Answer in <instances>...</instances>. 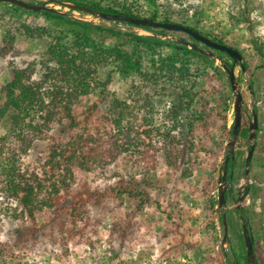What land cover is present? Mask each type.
<instances>
[{
  "label": "rangeland",
  "instance_id": "rangeland-1",
  "mask_svg": "<svg viewBox=\"0 0 264 264\" xmlns=\"http://www.w3.org/2000/svg\"><path fill=\"white\" fill-rule=\"evenodd\" d=\"M126 1L144 12H168L173 20L189 26L197 24L203 33L237 50L249 66V71L243 75L238 65L234 70L237 81L240 80L243 107L250 117L248 123L252 120V111L258 110L259 133L257 130L248 179H244V167L236 170L234 181L230 182L226 192V217L229 213L236 228L234 226L230 231L226 219L227 239L222 245L221 215L210 209L211 199L217 201L219 168L230 137L219 153L214 173H211L212 158L207 152L217 150L216 127L204 137L206 152L201 153L196 165L187 169L181 162L176 167L170 166L164 158L163 141V136L173 127L167 118V110L176 95L180 119L184 120L182 91L170 88L164 92L138 76L118 73L110 74L111 83L103 87L112 68L109 66L97 70L95 79L99 85H94L88 96L71 106L70 115L75 122L71 130L68 129L69 119L55 118L42 132L27 130L24 133L23 124L14 127L11 120L14 113L8 112L1 119L0 264H223L222 254L233 252L232 245L237 235L242 234L240 217H246V214L250 220L248 230L253 238L257 264H264V0ZM34 2H45L47 7L79 21L149 35L122 23L101 21L71 11L56 5V1ZM26 26L31 30L40 28L43 33H38L41 36L29 35ZM56 38L68 49L73 46L71 30L58 22L33 14H14L11 8L0 4V107L4 104L1 89L11 81L13 70L28 69L33 73L31 80L39 81L48 72L46 67L54 66L49 62L47 48L57 43ZM92 38L103 42L107 48L117 44L114 39L103 40L93 35ZM254 44L258 47L254 48ZM256 50L261 51V58ZM161 53L164 58L171 55L167 49ZM142 64L143 71L150 72L148 61L144 60ZM216 65L220 66L217 62ZM196 68L192 67L193 74ZM197 82L195 86L200 88L201 80ZM204 90L209 93L210 87L205 86ZM39 117L40 114L34 115L33 127L42 124ZM232 121L233 103L228 127ZM62 126H65L66 133ZM181 133L179 127L171 134L179 136ZM195 137H200V133ZM77 142L84 148L83 153L81 148L77 149L79 153L89 157L87 152H91L86 162L82 160L81 163L78 159L65 162L58 158L59 165L53 164V169L46 165L52 152L58 151L68 157ZM242 150V160L245 161L246 145ZM9 169L27 179L37 177L49 191L52 182L64 181L74 197L103 194L120 181L133 182L138 186L137 190L148 194L149 204L141 205L138 199L127 197L106 198L101 202L89 201L84 207L85 215L76 223L63 217L58 219L45 210L36 214L33 222L4 192V172ZM211 174L216 180L214 188L213 184L209 185ZM58 182L55 184L63 192V186ZM228 192L231 198L227 196ZM243 194L246 198L238 203L243 215L239 216L234 213V207ZM34 227L37 230L32 234L34 237L27 236ZM16 230L21 234L18 235Z\"/></svg>",
  "mask_w": 264,
  "mask_h": 264
},
{
  "label": "trees",
  "instance_id": "trees-1",
  "mask_svg": "<svg viewBox=\"0 0 264 264\" xmlns=\"http://www.w3.org/2000/svg\"><path fill=\"white\" fill-rule=\"evenodd\" d=\"M27 3L41 5L45 2H34V0H21ZM66 2L81 7L96 10L100 13L111 15H122L137 19H148L154 22L165 24H179L188 28L198 31L201 35L206 36L212 41L221 45H227L215 37H211L203 33L197 26L187 25L183 21L173 20L172 16L168 13H159L156 10L144 12L141 8H136L134 4L128 3L126 0H47ZM4 7L11 8L12 13H27L36 16H43L53 21L58 22L67 30H71L73 34V46L69 49L64 45L57 43L50 45L47 48L49 62L54 66L52 68L46 67L48 72L44 74L43 79L39 81H32V71L30 70H13L11 74V81L2 89V96L4 104L0 107V121L7 115L8 112L14 113L11 115L14 127L19 128L22 124L24 131L37 130L41 132L48 125L57 120L69 119L70 124L68 129H73L74 119L71 117V106L82 97L88 96L92 91V87L99 85L95 76L98 69L110 68L107 79L102 84L106 87L111 83L114 73L122 76L140 77L144 82L153 87H159L162 91L170 88L181 90V100L184 105L183 122L180 119V112L177 108V96H174V102L167 110V118L171 120L172 129L166 132L164 137V158L167 164L176 167L179 162L183 163L185 169L190 166L196 165L200 159L201 153L206 152L205 136L210 134L214 127L217 128V135L219 142L216 144V151H208L212 158L211 173L216 172L218 164V156L220 151L224 148L227 138L231 135V126L228 127V116L231 104L233 103L232 92L229 82L222 68L216 65V60L207 56L200 55L197 52L172 42L170 40L157 38L153 34H173L184 38L186 41L196 44L202 50L207 49L202 47L199 43L195 42L190 36L183 33H170L161 29L153 28H138L133 25L122 23L124 25L143 30L149 35H139L133 32H122L114 28L105 27L102 24H94L90 22H83L72 18L68 14H57L49 12H32L22 9L18 6L0 3ZM75 11V10H71ZM78 12V11H76ZM85 14L83 12H79ZM88 15V14H85ZM120 23V22H113ZM26 32L29 35L43 33L40 28L31 30L26 26ZM41 34L39 36H41ZM48 35V33H45ZM92 35L99 39H114L117 43L112 48H107L103 42H96ZM10 46L12 45L9 41ZM8 45V44H7ZM254 44V48H256ZM258 47V46H257ZM232 48V47H230ZM260 48V47H259ZM170 50L171 55L163 57L162 50ZM234 49V48H232ZM75 52L73 53L72 51ZM215 58L223 60L229 65L232 60L225 54L218 51L210 50ZM261 58V51L256 50ZM243 59L244 71L241 70V75L249 71V66L246 60ZM148 61L150 72L143 71V61ZM229 60V62H227ZM197 66L192 72V67ZM264 66V60L263 64ZM259 68V67H258ZM152 70V71H151ZM111 74V75H110ZM197 77V78H196ZM201 80L200 88L195 85L198 84L197 80ZM196 80V81H195ZM240 80L238 79V84ZM164 85V86H163ZM205 86L210 87V92L204 90ZM250 86L253 88V82L250 81ZM194 89H196L195 92ZM90 110V108H88ZM257 114L258 110L254 109ZM40 114L43 122L42 124L33 127L34 115ZM44 116H41V114ZM246 114V115H245ZM247 109L242 107V124L239 132L237 142L235 145L234 159L228 163L227 180L234 181L235 171L243 169L245 161L242 160L243 150L248 138V125L250 117H247ZM60 123V122H59ZM119 125V123H118ZM181 127L182 133L179 136H174L173 133ZM20 131V130H19ZM62 131L66 133L65 126H62ZM196 133H200V137H195ZM259 133V130L257 131ZM204 134V135H202ZM20 135V134H19ZM20 137V136H19ZM22 138V136H21ZM1 141V140H0ZM197 142V144H195ZM29 143V142H28ZM31 143V140H30ZM75 143L72 146V151L68 157L54 151L49 155L50 168H54L53 164L59 165L58 158L64 159L65 162L78 159L79 162L84 160L86 162L90 157V151L87 152L89 157H85L79 153L84 151L80 144ZM202 147V148H200ZM79 155V156H78ZM194 159H191V157ZM78 161H75L79 163ZM183 161V162H182ZM83 163V162H81ZM79 163L82 167L83 164ZM44 165V166H46ZM187 171V170H186ZM4 176L6 178L4 192L8 199H12L18 203L31 221L34 222L35 215L43 210L50 214L57 216L58 219L66 218L70 222H77L85 215L84 207L89 204V201L101 202L106 198H120L127 197L131 199H138L141 205H148V194L145 191L137 190V185L133 182L125 183L118 182L114 187L108 188L103 194H96L94 196L82 195L71 196L69 186L64 181L58 180L51 183L50 191L45 185L41 184V180L37 177L26 178L24 175L15 173L13 169L5 170ZM62 184V189H59L55 183ZM216 185V180L211 174L209 185ZM227 196L231 198L230 192ZM217 201L211 199L210 209L215 213ZM235 214L243 215L241 210H234ZM227 223L230 231L234 228L231 216L227 214ZM242 219L248 228L250 227L249 216L243 215ZM53 220V219H52ZM219 221L222 226L221 217ZM249 224V225H248ZM65 225V224H64ZM236 228V226H235ZM34 229V230H33ZM27 236L34 237L32 234L37 230L32 228ZM16 232L21 234L20 230ZM254 253L255 248H253ZM231 254H222L224 257L223 264H247L243 235L239 234L236 237V242L232 245ZM256 262H259L256 257Z\"/></svg>",
  "mask_w": 264,
  "mask_h": 264
},
{
  "label": "water",
  "instance_id": "water-1",
  "mask_svg": "<svg viewBox=\"0 0 264 264\" xmlns=\"http://www.w3.org/2000/svg\"><path fill=\"white\" fill-rule=\"evenodd\" d=\"M0 3H6L14 6H18L22 9L32 12H49V13H57V14H65L61 13L53 8L47 7L46 4L36 5L27 3L21 0H0ZM56 5L67 7L71 10H75L78 12H83L85 14L91 15L96 19H100L101 21L106 22H120V23H127L133 25L138 28H153V29H161L165 30L170 33H183L190 36L195 42L199 43L200 45L206 47L207 49L218 51L227 55L231 60L232 64L229 65L226 62H223L220 59L215 58V56L210 53L209 51L202 50L196 44L186 41L184 38H177L174 36H169L166 34H154L152 36L157 38H162L166 40H170L172 42L178 43L183 45L200 55H207L216 60L220 67L224 71L226 78L229 82L230 89L233 95V121L231 126V135L229 140L226 143V152L224 156V161L219 168V178H218V188H217V211L221 215V222L223 226V238H222V245L225 244L227 239V223H226V209H227V200H226V192L228 190V183L227 174H228V163L230 160L234 159V151L235 145L237 142V138L239 132L241 130L242 124V107H243V96L241 94L239 84L235 75V66L238 65L242 71H244L243 66V59L242 55L235 49H232L228 46L221 45L212 41L211 39L207 38L206 36L201 35L198 31L193 30L192 28H188L179 24H165L160 22H154L148 19H137L126 17L122 15H111V14H104L100 13L96 10H92L89 8L81 7L78 5H74L71 3L65 2H55ZM258 130V117L257 114L252 111V120L248 125V138L247 144L248 151L247 156L245 158L244 163V179H248V175L250 173V163L253 158V154L255 151V144L254 141L256 139V131ZM246 198V194H243L241 197L237 199V205L234 207L235 210H240L241 206L238 204L242 202ZM242 225V235L245 247V254L247 264H257L254 250H253V238L250 235L248 227L244 223L243 219L240 217Z\"/></svg>",
  "mask_w": 264,
  "mask_h": 264
},
{
  "label": "flooded vegetation",
  "instance_id": "flooded-vegetation-1",
  "mask_svg": "<svg viewBox=\"0 0 264 264\" xmlns=\"http://www.w3.org/2000/svg\"><path fill=\"white\" fill-rule=\"evenodd\" d=\"M227 199V198H226ZM234 210H235V208H234ZM253 248H254V244H253Z\"/></svg>",
  "mask_w": 264,
  "mask_h": 264
}]
</instances>
